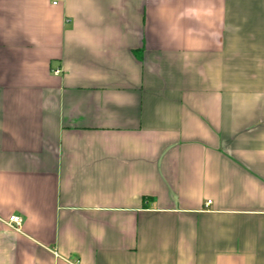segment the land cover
<instances>
[{"label":"crops","instance_id":"0c3cea01","mask_svg":"<svg viewBox=\"0 0 264 264\" xmlns=\"http://www.w3.org/2000/svg\"><path fill=\"white\" fill-rule=\"evenodd\" d=\"M75 262L264 264V0H0V264Z\"/></svg>","mask_w":264,"mask_h":264},{"label":"built area","instance_id":"2783aa9c","mask_svg":"<svg viewBox=\"0 0 264 264\" xmlns=\"http://www.w3.org/2000/svg\"><path fill=\"white\" fill-rule=\"evenodd\" d=\"M56 5V3L54 4ZM62 73L61 70H56L54 72L55 75H60ZM22 224L23 221L20 217L18 216H12L9 220H8V225L10 228H12L13 230H15L16 232H20L22 229ZM73 264H80L79 262H75Z\"/></svg>","mask_w":264,"mask_h":264}]
</instances>
